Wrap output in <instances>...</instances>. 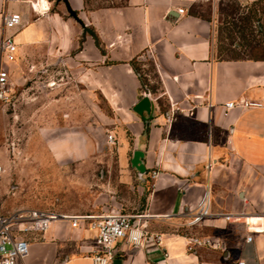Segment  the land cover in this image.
<instances>
[{"label":"crops","instance_id":"0c3cea01","mask_svg":"<svg viewBox=\"0 0 264 264\" xmlns=\"http://www.w3.org/2000/svg\"><path fill=\"white\" fill-rule=\"evenodd\" d=\"M65 1L92 34L63 0H0V42L12 35L17 45L12 62L0 52V68L15 91L39 73L42 117L72 129L55 150L81 160L99 130L114 155L104 161L99 209L60 213L151 215L141 222L150 236L139 246L116 245L117 264H264V232L250 234L237 216L264 203V57L217 56L222 0ZM233 1L247 9L258 0ZM7 13L19 14L18 27L4 26ZM143 98L150 112L139 114ZM228 102L235 106L224 114ZM205 192L208 214L187 225ZM28 237L23 264H91L96 250L95 229L83 220L75 227L56 220ZM190 237L210 245L190 249Z\"/></svg>","mask_w":264,"mask_h":264},{"label":"rangeland","instance_id":"374dc122","mask_svg":"<svg viewBox=\"0 0 264 264\" xmlns=\"http://www.w3.org/2000/svg\"><path fill=\"white\" fill-rule=\"evenodd\" d=\"M90 1L93 5H103L116 0ZM222 3L225 16L214 36L217 56L264 57V20L259 29L255 21L246 18L251 9L262 6L250 5L244 9L235 6L233 0ZM226 21L231 22L226 24ZM134 65L141 72V66ZM144 69L150 66L146 64ZM29 74L34 77H29L17 91L8 79L6 97L0 100V164L4 168L0 175L1 207L6 211L34 208L95 212L99 209L95 200L106 191L104 161L113 160L114 155L100 142L97 130L94 151L77 161L62 158L63 153L55 150V144L73 137L72 129L63 126L62 121L42 117L39 73Z\"/></svg>","mask_w":264,"mask_h":264},{"label":"built area","instance_id":"2783aa9c","mask_svg":"<svg viewBox=\"0 0 264 264\" xmlns=\"http://www.w3.org/2000/svg\"><path fill=\"white\" fill-rule=\"evenodd\" d=\"M33 6V5H32ZM34 8V6H33ZM35 9V8H34ZM36 10V9H35ZM46 9H41L43 13ZM180 13L183 9H178ZM3 24L7 28H16L20 25V16L17 13H7L3 15ZM17 45L12 35L4 37L0 42V52L2 57L9 62L15 60ZM8 72L0 68V100L7 94ZM256 102L241 101L239 106L251 107L259 106ZM235 103L228 102L224 104V114L234 107ZM109 142L113 141L112 135H107ZM4 168L0 164V175ZM156 172H152V177ZM209 196L205 192L194 213L190 216L187 225H194L201 221L209 211ZM233 215L224 214L225 219H230ZM238 217L245 216V223L251 233L264 232V203L261 208L251 214H241ZM151 215L145 212H118L101 215H82L72 216L64 215L53 210H39L34 208H17L6 211L0 204V264H23V258L27 255L29 249V233H43L53 221L68 220L71 226L75 227L79 220L86 221L90 227L95 229L96 250L91 255V264H112L115 259V247L120 241L136 247L149 237V233L141 226L144 219H150ZM253 220V221H248ZM156 243L160 241V235H153ZM251 235L246 236L245 240L250 241ZM190 249L192 245H210L207 239L190 237L188 240ZM238 264H244L239 261Z\"/></svg>","mask_w":264,"mask_h":264},{"label":"water","instance_id":"95a60500","mask_svg":"<svg viewBox=\"0 0 264 264\" xmlns=\"http://www.w3.org/2000/svg\"><path fill=\"white\" fill-rule=\"evenodd\" d=\"M64 1V3H65V6H66V10H67V12H68V14L71 16V17H73L80 25H81V27L83 28V31L84 32H88V33H91L92 34V32L89 30V29H87L85 26H84V24L77 18V16H76V13L74 12V11H72L70 8H69V6H68V4L66 3V1L65 0H63ZM137 113H139V114H141L142 112H146V113H149L150 112V108H149V106H148V99L147 98H143L141 101H140V103H138V105L135 107V109H134ZM113 264H117L116 263V261H114V263Z\"/></svg>","mask_w":264,"mask_h":264},{"label":"trees","instance_id":"16d2710c","mask_svg":"<svg viewBox=\"0 0 264 264\" xmlns=\"http://www.w3.org/2000/svg\"><path fill=\"white\" fill-rule=\"evenodd\" d=\"M254 5H261L262 7L260 8H257V9H251L250 10V14L247 18V20H252V21H255L257 26L259 27V29H261L262 27V23L261 21L264 20V4L262 3V0H258L257 2L254 3ZM257 12L259 13V15H257ZM263 16V17H261ZM135 62H132V66H133V69L139 73L138 69L136 68V66L134 65ZM140 77L142 78L141 74L139 73Z\"/></svg>","mask_w":264,"mask_h":264},{"label":"bare ground","instance_id":"6f19581e","mask_svg":"<svg viewBox=\"0 0 264 264\" xmlns=\"http://www.w3.org/2000/svg\"><path fill=\"white\" fill-rule=\"evenodd\" d=\"M38 10L40 11L41 9L38 8ZM248 221H253V220H249V219H248Z\"/></svg>","mask_w":264,"mask_h":264}]
</instances>
